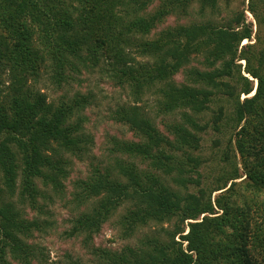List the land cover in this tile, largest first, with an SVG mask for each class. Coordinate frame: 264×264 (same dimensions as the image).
Returning <instances> with one entry per match:
<instances>
[{
  "label": "trees",
  "instance_id": "16d2710c",
  "mask_svg": "<svg viewBox=\"0 0 264 264\" xmlns=\"http://www.w3.org/2000/svg\"><path fill=\"white\" fill-rule=\"evenodd\" d=\"M149 1L0 0V264H11L8 254L18 264H31L34 256L26 241L34 222L19 220L8 198L17 181L20 194L27 198L37 193L34 179L38 177L44 183L50 180L56 190L57 178L65 174L67 164L62 149L79 151L81 156L89 152L81 149L88 136L76 132L82 130L81 112L90 99L75 95L55 105L33 85L42 70L46 73L51 68L59 85L65 65L79 73L77 63L87 68L101 60L107 61L118 84L130 87L135 101L155 88L160 110L180 115L168 124L169 137L137 105L117 112L118 120L137 140L114 139V151L139 158L151 169L140 170L134 162L116 157L104 173L96 170L80 185L77 199L98 198L72 220L67 236L81 235L88 244L118 207L128 202L130 208L120 218L127 231L149 223L173 222L171 228H162L165 238L159 233L140 246L103 250L102 264H264V36L240 46L252 37V28L244 22L243 13L227 22L213 19L220 0H164L144 15L141 12ZM192 2L198 3L204 20L151 34L171 12L187 14ZM259 5L264 6V0H250L249 9L261 26ZM194 59L202 68L191 65ZM238 59L245 60L244 71L256 81L255 87L241 73ZM6 70L7 93L1 88ZM179 71L185 78L177 84L172 77ZM9 93L10 98L3 97ZM217 94L230 100L234 149L248 181L235 184L239 168L230 162L213 187L200 186L195 179L197 191L190 192V174L197 173L202 163L194 152L208 127L201 118ZM241 94L245 97L240 100ZM72 115H77V122H66ZM224 116L225 109L217 108L214 130H220ZM228 152H223L225 160ZM155 172L171 176L184 189L173 190ZM217 190L221 191L212 198Z\"/></svg>",
  "mask_w": 264,
  "mask_h": 264
},
{
  "label": "rangeland",
  "instance_id": "374dc122",
  "mask_svg": "<svg viewBox=\"0 0 264 264\" xmlns=\"http://www.w3.org/2000/svg\"><path fill=\"white\" fill-rule=\"evenodd\" d=\"M164 0H151L147 7L141 12L146 15L152 13ZM250 0H220L218 5V13L213 16V19L218 22H227V20L237 13H243L244 22L251 26L252 37L240 42V46L252 43L255 41V36H264V6L259 5L258 12L261 16V26L258 19L250 12ZM208 11V10H207ZM187 14H180L173 11L166 15L152 29L154 34L166 27L175 26L178 24H187L192 21L202 20L204 17L198 10V3L192 2L188 6ZM204 20V19H203ZM260 28V29H259ZM198 59H201L198 57ZM75 60H73L74 62ZM51 62V60H50ZM237 63L241 64V73L247 76L254 87L256 81L248 76L244 71L245 60L238 59ZM87 65L89 62L86 63ZM107 61L101 60V63L95 67L84 68L82 63H77L80 72L77 73L70 68L69 65L64 66L65 78L63 82H58L52 78V70L48 68L47 72L39 77L37 82H28L33 85L36 91L42 92L46 101L55 105H59L61 101H71L75 95L87 96L91 103L87 105L81 112L83 118L82 130L76 133L87 135L89 142L83 143L84 148L89 152L84 151V155L65 151L62 149L60 153L67 162L64 165L65 174H60L57 178L59 187L56 188L50 180L44 183L42 177L34 179L37 193L33 197L27 198L25 194L20 193L19 180L15 185V190L12 194H8V198L14 203V212L19 220L26 222H34L31 228L27 230L28 237L26 241L31 244L34 251V256L31 259V264H71L72 262L79 264H102L104 261L100 259V252L103 250L121 251L124 247L140 246L141 242L145 243L146 239L153 235L161 233L160 236L165 238L162 228H171L173 222L155 225L149 223L147 225L138 226L133 232L127 231L122 225L121 216L130 208L129 203H124L104 222L98 232L92 235L91 241L88 244L83 242L81 235L68 237L67 232L73 226V219L81 212L87 210L97 200V196L91 197L86 201L77 199V196L82 191L80 185L89 180L95 175L96 170L104 173L105 169L111 168L115 163L116 157H121L124 160L132 161L140 170L151 169L146 164L140 163L139 158H131L127 155H121L114 151V139L118 140H137L133 131L126 124L118 120L117 112L129 105H137L145 116L154 124L157 129L171 137L168 124L174 122V119L179 120V113L164 114L157 104L158 96L155 95V88L143 94L141 99L135 101L128 85L118 84L114 76L109 72ZM191 65L202 68V65L197 60H192ZM1 88L5 93L9 92V73L8 70L1 76ZM182 71L177 72L172 80L179 84L184 81ZM11 97L10 93L3 97ZM1 99H4V98ZM245 95H240V100ZM210 109L203 114L202 123H207L206 131L202 132L201 145L199 150L194 154L201 158V165L197 168V173L190 174L192 180L187 184V190L196 192L197 186L192 181L198 179L200 186L205 188L213 187L220 175L228 167L230 162L234 163L239 169V177L234 179L237 185H244L248 180L245 178L241 167L240 157L234 149V139L236 128L231 120V103L222 95H214L209 102ZM225 109V116L222 118L219 131L212 127V117L217 108ZM66 122H77V115H72L66 119ZM54 145V144H53ZM81 147L82 145L79 144ZM228 150V160H225L224 151ZM47 171V169H44ZM114 172H118L117 169ZM162 177L164 182L173 190H183L177 183L173 182L171 176L161 172H155ZM224 174V173H223ZM120 176V175H119ZM124 179V178H123ZM230 182H228V185ZM221 190L214 191L212 198L215 197ZM242 191V189H241ZM189 221V220H187ZM186 224V222H185ZM187 228L184 230L186 233ZM179 241L180 237H176ZM185 244V243H184ZM7 259L11 264H18L7 255ZM102 261V263H101Z\"/></svg>",
  "mask_w": 264,
  "mask_h": 264
},
{
  "label": "bare ground",
  "instance_id": "6f19581e",
  "mask_svg": "<svg viewBox=\"0 0 264 264\" xmlns=\"http://www.w3.org/2000/svg\"><path fill=\"white\" fill-rule=\"evenodd\" d=\"M245 41V40H244ZM251 95V94H250Z\"/></svg>",
  "mask_w": 264,
  "mask_h": 264
}]
</instances>
